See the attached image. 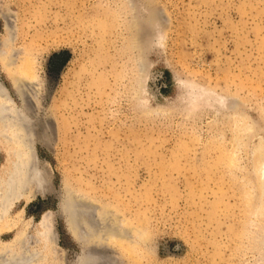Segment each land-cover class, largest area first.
Masks as SVG:
<instances>
[{
	"label": "rangeland",
	"instance_id": "374dc122",
	"mask_svg": "<svg viewBox=\"0 0 264 264\" xmlns=\"http://www.w3.org/2000/svg\"><path fill=\"white\" fill-rule=\"evenodd\" d=\"M0 8L42 82L27 140L48 183H30L40 193L14 204L0 242L23 228L38 249L27 233L49 211L68 263L87 255L99 264H264V0ZM0 80L11 89L1 69ZM5 150L0 142V169ZM71 192L96 215L114 210L132 239L106 250L76 242L58 213Z\"/></svg>",
	"mask_w": 264,
	"mask_h": 264
},
{
	"label": "bare ground",
	"instance_id": "6f19581e",
	"mask_svg": "<svg viewBox=\"0 0 264 264\" xmlns=\"http://www.w3.org/2000/svg\"><path fill=\"white\" fill-rule=\"evenodd\" d=\"M10 15L11 14H9L6 8H0V18L2 20V33H0V69L8 78L11 88L8 89L0 80V142L6 145L5 162L0 169V227L5 228H10L14 225L9 219V213L14 204L21 200L29 201L35 194L40 193V189L34 187L35 189L31 188L33 191L30 194V183L34 182L37 185L39 181H43L40 180L41 175H39L37 171L39 167H37L36 170V158L31 149L32 146L30 145L32 135L30 136L31 138L27 140L29 131L32 129L33 125H29L28 123L30 120H27L29 116L27 109L38 105V99L41 97L43 87L30 50L27 49V47L18 48L14 43L16 38L15 19L11 18ZM150 17L152 19V16ZM153 20L155 21V18ZM138 21L137 18V22ZM15 99L18 103H15ZM45 122L42 124H45ZM29 126H31V129L28 131ZM47 127L45 126V128ZM31 132L32 130L30 134ZM44 134L46 135V133ZM28 141H30V144ZM262 169L263 167L259 170ZM46 178H44L45 181H43V183H40L44 184ZM46 184L48 183L46 182L45 185ZM46 187L49 188L48 185ZM40 188L43 190L44 187ZM45 189L47 188H44V190ZM42 190L41 192H43ZM63 198L64 201L62 205H60L58 213L64 221L66 231L70 233L76 242L88 243V246L90 242H92V244L97 243L99 246L98 249L101 250V248H105L106 250L108 246H111L115 238L120 239L121 236V238L132 239V229L130 231H128L129 229H120V221L119 224L118 221L114 222L118 218L112 221L114 218L111 217H117V213L113 212L114 210L110 208L104 210L98 209L100 219L95 220V217H98L95 211L97 208L94 209V206L87 201L89 199H82L81 196L75 195L72 192L64 195ZM82 216L85 218V226L84 223L81 222L83 219L81 218ZM52 219V214L49 211L43 212L36 223L37 229L35 234L32 235L27 233L30 239L34 241L32 242L35 243V245H39L38 249H29L27 245L28 239L25 234L26 231H24L23 228L20 230L17 229L18 231L9 241L0 242V264H41L43 262H49L50 264H99L95 261V263H93L89 260L87 255L76 257L72 263L66 262L64 258L65 255L61 249L55 245L56 240L53 234ZM94 221L100 222L101 226L99 223L100 227L95 228ZM124 221L126 220L124 219ZM80 222L83 223V225H81ZM135 231L138 232L137 229H135ZM134 242L130 240L131 244ZM92 247L91 245L90 248ZM103 251L102 249L101 252ZM100 260L98 262H100ZM102 261H104L103 264H105V260L102 259L101 262Z\"/></svg>",
	"mask_w": 264,
	"mask_h": 264
},
{
	"label": "water",
	"instance_id": "95a60500",
	"mask_svg": "<svg viewBox=\"0 0 264 264\" xmlns=\"http://www.w3.org/2000/svg\"><path fill=\"white\" fill-rule=\"evenodd\" d=\"M53 234L55 235V231H53ZM55 240H56V237H55Z\"/></svg>",
	"mask_w": 264,
	"mask_h": 264
}]
</instances>
